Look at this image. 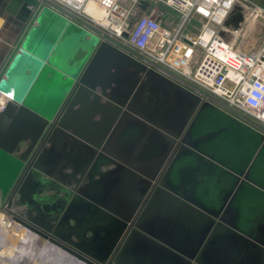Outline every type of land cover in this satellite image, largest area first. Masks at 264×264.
Returning <instances> with one entry per match:
<instances>
[{"label":"water","instance_id":"1","mask_svg":"<svg viewBox=\"0 0 264 264\" xmlns=\"http://www.w3.org/2000/svg\"><path fill=\"white\" fill-rule=\"evenodd\" d=\"M0 17L15 221L80 264H264L263 125L49 3ZM243 20L236 5L224 26Z\"/></svg>","mask_w":264,"mask_h":264},{"label":"built area","instance_id":"2","mask_svg":"<svg viewBox=\"0 0 264 264\" xmlns=\"http://www.w3.org/2000/svg\"><path fill=\"white\" fill-rule=\"evenodd\" d=\"M89 1L41 0L264 126V42L254 48V30L264 19V4L251 0H93L104 11L96 18L86 7ZM141 1L148 2L146 8ZM159 5L179 17L165 18L166 10ZM236 5L242 7L244 20L231 30L224 22ZM193 21L201 23L199 32L185 33V26ZM222 31L228 33L227 38Z\"/></svg>","mask_w":264,"mask_h":264},{"label":"bare ground","instance_id":"3","mask_svg":"<svg viewBox=\"0 0 264 264\" xmlns=\"http://www.w3.org/2000/svg\"><path fill=\"white\" fill-rule=\"evenodd\" d=\"M86 7L96 18L104 14L102 7L93 0L89 1ZM0 37L4 38L2 33ZM1 40L2 43L5 39ZM11 101L12 98L9 95L0 93V108L7 106ZM74 161H78L76 156H74ZM67 167L65 164L62 171L66 176L70 172L67 171ZM69 169L71 170L70 167ZM2 205L6 206L4 212L10 213L11 217H5L3 213H0V264H80V261L73 255L50 243L47 238L36 234L19 222V224L15 223L13 216L17 215V208L8 207L7 202H3Z\"/></svg>","mask_w":264,"mask_h":264},{"label":"crops","instance_id":"4","mask_svg":"<svg viewBox=\"0 0 264 264\" xmlns=\"http://www.w3.org/2000/svg\"><path fill=\"white\" fill-rule=\"evenodd\" d=\"M251 1L264 4V0H261L260 2H258L257 0H251ZM0 33H2V36L4 37V38L0 37V41H2L1 39L12 38L13 34L16 33L15 30L13 29L12 24L8 23L7 20H5L2 17H0ZM254 33H256V37H257V40L254 44V48H258L264 42V19L263 18H261L258 24H256Z\"/></svg>","mask_w":264,"mask_h":264},{"label":"rangeland","instance_id":"5","mask_svg":"<svg viewBox=\"0 0 264 264\" xmlns=\"http://www.w3.org/2000/svg\"><path fill=\"white\" fill-rule=\"evenodd\" d=\"M258 2H260L261 0H257ZM160 10H166L164 17L167 18L168 16H171L173 19L179 17L178 14L176 12H174L172 9L170 8H164L163 6L159 5ZM139 16V15H138ZM179 21V20H178ZM165 23V20H164ZM200 26L201 23H199L198 21H193L188 23L185 28H184V32L185 33H192V34H197L200 30ZM106 35V33H103ZM109 37V35H106ZM4 104V103H3ZM2 204V198L0 195V205ZM3 210L0 209V213H3V216L5 217H11V214L8 212H2ZM15 223L19 224L17 221H15ZM18 234V233H17ZM67 264V263H66Z\"/></svg>","mask_w":264,"mask_h":264},{"label":"flooded vegetation","instance_id":"6","mask_svg":"<svg viewBox=\"0 0 264 264\" xmlns=\"http://www.w3.org/2000/svg\"><path fill=\"white\" fill-rule=\"evenodd\" d=\"M5 208H6V206L3 207L2 204L0 205V209H1V210L5 211ZM11 209L14 210L13 208H11Z\"/></svg>","mask_w":264,"mask_h":264}]
</instances>
